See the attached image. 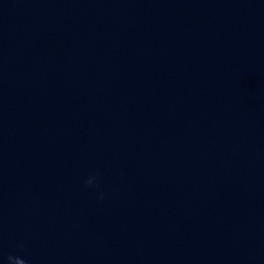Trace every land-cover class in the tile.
Wrapping results in <instances>:
<instances>
[{"label": "clouds", "instance_id": "obj_1", "mask_svg": "<svg viewBox=\"0 0 264 264\" xmlns=\"http://www.w3.org/2000/svg\"><path fill=\"white\" fill-rule=\"evenodd\" d=\"M96 180H97V178H96L95 176H90V177L85 181V185H86L87 187H93V186L96 185ZM101 198H103L102 195H101ZM14 259H19L20 264H27V261L24 260L23 258H20V257H14V256H11V255L8 257V262H9V264H11V262H12Z\"/></svg>", "mask_w": 264, "mask_h": 264}]
</instances>
